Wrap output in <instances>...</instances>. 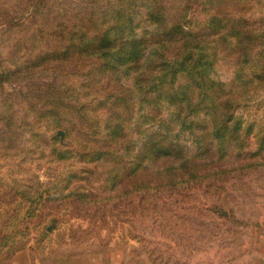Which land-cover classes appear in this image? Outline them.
<instances>
[{
    "label": "rangeland",
    "instance_id": "rangeland-1",
    "mask_svg": "<svg viewBox=\"0 0 264 264\" xmlns=\"http://www.w3.org/2000/svg\"><path fill=\"white\" fill-rule=\"evenodd\" d=\"M110 1L99 0L101 9ZM30 5L31 0H0V264H13L19 252L27 264H77L84 258L93 264L113 252L135 263L264 264V52L255 47L240 63L228 54L217 59L214 78L225 83L233 106L227 110L226 141L201 159L207 161L204 174H165L157 166L134 176L110 174L80 156L88 137L71 140V118L55 115L53 105L59 96L69 111L84 104L103 127L102 113L112 106L124 115L127 136L137 145L145 137L136 128H147L146 105L132 100L127 74L106 83L99 76L87 80L77 60L60 73L50 58L39 55L38 62L41 51L59 49L65 41L45 16L36 24ZM53 5L61 12L84 8L80 0ZM233 11L264 31V0ZM80 120L86 133L89 120ZM179 133L193 154L196 143L186 131ZM20 187L38 189L46 205L26 221V236L20 232L25 215H11L8 222L4 216V192ZM6 238L27 244L7 258Z\"/></svg>",
    "mask_w": 264,
    "mask_h": 264
},
{
    "label": "trees",
    "instance_id": "trees-1",
    "mask_svg": "<svg viewBox=\"0 0 264 264\" xmlns=\"http://www.w3.org/2000/svg\"><path fill=\"white\" fill-rule=\"evenodd\" d=\"M55 1L31 0L29 6L30 14L37 16V25L45 16L51 31L65 41L59 49L41 51L37 61L42 62L39 55L50 58L55 62L54 70L60 73L77 60L83 62L87 80L99 76L106 83L127 74L132 78V100L139 99L146 105L147 128H136L145 137L137 145L127 136L124 115L112 106L102 113L106 117L103 127L95 125L91 120L94 113L84 104L69 111V105L59 96L52 109L55 115L71 118L67 124L71 140L81 134L88 137L80 156L110 174L118 171L134 176L150 166L161 167L165 174H204L207 161L201 159L226 141L231 118L227 110L233 106L225 83L214 78L217 59L228 54L240 63L255 47L260 48L259 53L264 52V31H256L255 22L233 11L252 0H111L102 9L99 0H80L84 8L71 7V12H61L53 5ZM140 89L142 95L138 97ZM94 112L98 115L99 111L94 108ZM80 118L89 120L86 133L83 120L76 122ZM170 121L174 125L167 127ZM180 131L189 133L196 143L193 154L181 144ZM233 136L238 138L237 134ZM10 189L13 194H3L8 198L6 222L11 215H25L20 232L26 236V221L33 220L46 206L41 201L43 195L32 187ZM81 195L86 197L87 193ZM17 198L20 201L16 207H10L8 204ZM26 204L29 206L23 212ZM6 240L7 258L27 244L20 240L14 245Z\"/></svg>",
    "mask_w": 264,
    "mask_h": 264
},
{
    "label": "crops",
    "instance_id": "crops-1",
    "mask_svg": "<svg viewBox=\"0 0 264 264\" xmlns=\"http://www.w3.org/2000/svg\"><path fill=\"white\" fill-rule=\"evenodd\" d=\"M110 255H113L111 256L112 258H102V259H99V258H96L94 260V263L93 264H150V263H135L133 261H130L128 262L127 260H125L123 257H121V255L119 253H111ZM25 253L24 252H19L14 260H13V264H27L25 263ZM110 257V256H109ZM78 262L80 263H84L86 264V258H84L82 260V262L80 260H76V263L79 264Z\"/></svg>",
    "mask_w": 264,
    "mask_h": 264
}]
</instances>
